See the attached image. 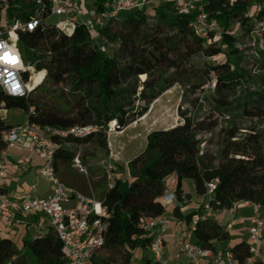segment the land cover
I'll use <instances>...</instances> for the list:
<instances>
[{"label":"trees","instance_id":"1","mask_svg":"<svg viewBox=\"0 0 264 264\" xmlns=\"http://www.w3.org/2000/svg\"><path fill=\"white\" fill-rule=\"evenodd\" d=\"M103 1L95 3V11L102 9ZM43 2L48 4V0ZM261 2L203 0L209 38L221 33L220 39L211 43L190 27L196 13L176 9L174 1L159 4L152 14H148L146 6L121 12L104 27L97 28V37L102 35L118 44L113 55L105 53L93 41L84 23H76L70 33L62 31L57 24H46L45 18L51 15L46 11L41 13L40 23L33 31L18 32V48L24 62L33 67L32 78L39 84L23 97L0 91L4 108L21 109L30 121L40 125L97 128L96 132L83 137L54 138L58 146L53 155L55 175L86 195L95 192L93 196L110 212L101 248L109 255H93L90 264H132L135 248L147 250L150 238L142 236L137 222L141 216L167 212L158 199L168 190L165 179L170 175L176 178L172 192L177 200L189 197L183 193L184 178L192 180L194 192L202 201L206 183L217 179L211 200L215 209H230L238 200L259 204L264 209V147L260 133L239 138L236 127L222 129L217 156L201 153L199 140V136L218 129L219 118L229 112L236 101L249 117L264 114V64L257 76L262 88L254 93L245 92L242 86L246 75L238 67L239 50L234 47L235 37L230 34L235 22L241 24L242 30L250 32L246 25L251 15L247 13L252 7H258L256 18L263 17L264 10L259 9ZM5 4L9 22L26 20L40 8L35 0H5ZM115 20L119 21L118 28L110 31L109 23ZM259 43L260 40L258 52L264 56V42ZM195 57L201 61L194 63L192 58ZM231 57L236 59L233 66ZM27 76L25 73L24 77ZM212 78L214 86L206 95L203 86ZM174 84L182 89L181 100L188 93L204 94L203 100L208 101L210 110L196 117L180 105L177 110L182 121L154 129L146 136L144 152L127 164L128 178H116L112 186L107 187L103 174L87 188L84 180H88V176L71 168L78 150L83 165L86 155L96 151L108 154V123L114 121L116 130H123L142 117L153 100ZM59 86L57 92L54 87ZM37 90L48 98L68 101L70 105L59 110L48 107L43 103L44 97L37 100L32 96ZM239 92L241 95L237 97ZM197 101L195 97L189 102L194 107ZM10 126L0 120V151L5 146L2 134ZM170 212L190 224L201 210L183 216L175 205ZM213 217L195 223L192 240L202 248L215 251L214 242L228 241L230 235ZM249 246L247 241H240L228 250L238 264H245L252 259ZM22 247L21 252L11 239L1 238L0 264H65L60 241L50 228L40 237L25 239ZM141 261L148 264L149 257ZM252 262L260 264L256 259Z\"/></svg>","mask_w":264,"mask_h":264},{"label":"built area","instance_id":"2","mask_svg":"<svg viewBox=\"0 0 264 264\" xmlns=\"http://www.w3.org/2000/svg\"><path fill=\"white\" fill-rule=\"evenodd\" d=\"M149 0H107L103 3L100 11H96L90 22V33L92 38L97 37V28L104 27L108 21L117 18L121 12L133 11L142 8L148 4ZM40 6L33 14L23 21H11L9 27L0 25V43L5 47L0 48V52H9L10 55L18 57L19 62L15 65L0 63V73H14L15 81L19 83V89L13 90L12 81L7 74L0 77V91L13 97H23L31 91L32 76L29 70L32 66L24 62L23 56L17 46L19 31H33L40 23V15L43 11L49 14L64 15L65 20L58 23L57 26L64 32L70 33L75 24L78 9L73 0H48L46 5L43 0H35ZM178 10L195 12L194 19L190 22V27L211 43L217 40V33L212 39L208 36V19L203 8V0H179L176 7ZM259 9L264 10V0ZM35 24L34 28H29L30 24ZM71 31H67V27ZM264 32V16L261 18H252V26L249 35L251 40L255 41V35ZM214 58V56L212 57ZM33 68V67H32ZM28 73L27 78L24 74ZM9 80L8 84L5 81ZM214 79L207 82L203 88L212 89ZM4 108L3 102H0V111ZM30 111L32 108L29 109ZM97 128L92 125L78 126L74 125L67 128L55 127L50 125H40L30 121L26 116L19 123L11 125L3 134L2 141L5 144L0 151V157L5 159L8 151L19 145L21 147L28 145L30 151L38 156L40 164L37 172L46 177L51 184L50 192L45 196H36L30 194L34 185L29 187V192L24 194L19 201L15 200L9 194L0 193V219L7 226H11L16 220V212L26 216L30 213H40L46 218L47 227L52 229L61 244V253L65 259V264H90L92 256L104 245V233L108 226L110 212L102 205V202L92 194L86 195L79 190L66 185L54 172L53 155L58 146L54 138H64L67 136L83 137ZM209 134V133H208ZM200 137V136H199ZM109 145V144H108ZM109 147V146H108ZM107 170H116V161L118 156L108 152ZM29 162V156L15 159V164L25 166ZM71 166L79 173L88 176L86 166L80 159V149L72 160ZM4 169L0 166V178L3 176ZM113 173L107 174V187H111L115 180ZM217 179L206 183V192L201 204V213L196 214L191 219V224L177 243V253L183 256V261H173L164 256V243L167 232L170 228L171 218L167 212L157 216H141L138 219L137 227L142 231V236L150 238L147 245L149 254L148 264H238L232 253L227 250L222 259L220 255L216 256L212 250L200 247L192 240V231L197 221L212 217L215 213L225 209H215L211 204L212 194L216 187ZM176 200L172 191H165L158 199L164 207H168ZM217 204V203H216ZM251 206L253 215L251 226L249 228V251L251 258L256 259L260 264H264V219L258 217L260 210L259 204L246 200L235 201L232 209L238 205ZM44 228L36 225L31 234V238L40 237L44 234ZM252 259H248L245 264H253Z\"/></svg>","mask_w":264,"mask_h":264},{"label":"rangeland","instance_id":"3","mask_svg":"<svg viewBox=\"0 0 264 264\" xmlns=\"http://www.w3.org/2000/svg\"><path fill=\"white\" fill-rule=\"evenodd\" d=\"M2 1V6L0 7V24L3 27H9L10 22L7 20V7L5 4V0ZM167 1L172 0H149L148 1V13H152L154 8H156L159 4H162ZM151 2V3H150ZM254 3V2H253ZM256 3V1H255ZM88 8L84 6L79 7V23H84L88 29H90V22L93 19L94 14H92L89 8L92 6L91 2L88 0ZM258 7H252L251 10L248 11L247 15H251L250 19L247 21V28L250 29L252 26V18H256ZM149 20L152 19L150 16L147 17ZM63 19L62 16L57 15H48L45 18L46 24H57L59 21ZM119 21L115 20L109 23L110 31H115L118 28ZM72 28L67 27V31H70ZM230 34L235 37L234 47L239 50V60L238 67L245 72L246 82H244L242 89L245 92L254 93L262 88V82L258 79V75L263 71L261 70V66L264 64V56H261L258 52V41L264 42V34L255 35V41L251 40V36L248 31H244L241 29V24L239 22H235L230 27ZM221 37V33L217 35V40ZM262 37V38H261ZM93 41L101 46L105 53L108 55H113L118 49V44L116 42H111L106 39V37L100 35L99 37L93 38ZM17 46L19 47V43L17 42ZM209 61L210 59H206ZM194 63L200 62L201 60L198 58H192ZM235 57L230 58V64L233 66L235 64ZM45 73V71H42ZM35 71L31 67L29 70V74H34ZM144 75H141V78ZM34 82L33 88L39 84V81L36 79H32ZM210 82V80L208 81ZM207 83V82H206ZM32 88V89H33ZM31 89V90H32ZM54 89L58 92L59 87H54ZM241 90V89H239ZM204 93L207 95L210 92V88H204ZM182 89L178 84H174L173 86L164 90L153 102L149 105L147 112L129 124L123 130L117 131L115 125L112 126L111 122L108 123V133L107 140L109 142V147L111 148V152L118 156V161H116V170L108 169L107 170V156L108 154H103L99 151H96L94 154L86 155L85 163L86 170L88 173V180H84L87 188L91 187V181H97L105 175V182L107 185V174L113 173L115 175L114 179H126L129 177V172L127 168V164L130 160H133L135 157L144 152L146 147V136L154 129L167 128L176 123L181 122V117L178 113V107L181 105L183 109L190 110L191 113H194L196 117H200L203 113L210 110V105L208 101H204V94L201 92L196 94H187V96L181 100ZM241 93H237V97L240 96ZM32 96L35 99H41L44 97L43 103L55 110H59L65 107L66 104L70 103L63 99L51 98L44 96L43 92L37 90L32 92ZM198 97V101L196 105L193 107L189 101L192 98ZM140 103V102H139ZM238 101H236L232 105V109L229 112L225 113L222 117L219 118V127L211 134H204L199 137L200 140V149L201 153H210L214 156L218 155L219 152V143L222 139V129H227L230 126H234L238 130L237 136L239 138L244 135H249L251 133L258 132L260 133L261 139L260 143L264 147V114L258 118L249 117L245 115L242 111V104L238 105ZM0 120L5 123H15L24 118V113L21 109L11 108L7 109L6 112L0 113ZM221 129V130H220ZM85 149H89L86 147ZM120 163V164H118ZM218 163V160L215 161V164ZM72 169H74L71 166ZM75 170V169H74ZM79 173V172H76ZM81 175V174H80ZM165 184L167 187H172L174 185V181L172 179V175L168 176L165 179ZM44 189L51 190V184L44 179ZM182 189L187 194H194V188L192 185V180L189 178H184L182 180ZM81 192V191H80ZM95 192H91L93 195ZM84 194V193H83ZM168 214V210H167ZM264 214V209L260 208V216ZM133 261L132 264H138V260H142L143 258L148 256V251L143 250L141 248H135L133 251ZM94 255L104 256L109 255V252L105 249L98 250Z\"/></svg>","mask_w":264,"mask_h":264},{"label":"crops","instance_id":"4","mask_svg":"<svg viewBox=\"0 0 264 264\" xmlns=\"http://www.w3.org/2000/svg\"><path fill=\"white\" fill-rule=\"evenodd\" d=\"M92 6L89 8L92 14H95V3L100 0H89ZM107 0H104L105 2ZM176 3V7L179 4V0H172ZM74 4L78 9V14L76 16V23H79V7L84 6L88 8V0H73ZM151 3V2H150ZM149 5V4H148ZM148 5H146V10L148 11ZM177 9V8H176ZM152 14V13H148ZM55 15V14H51ZM63 19L58 23H62L65 20L64 15ZM57 23V24H58ZM97 26H94V30L96 31ZM71 31V30H70ZM7 109L3 108L0 113L6 112ZM24 113V112H23ZM1 115V114H0ZM25 118V114H24ZM23 118V119H24ZM22 119V120H23ZM20 120V121H22ZM7 123L8 125H13L16 123ZM107 144H109L107 140ZM111 148L109 147V151ZM29 156V162L25 166H18L15 164V159L19 157ZM40 164V159L38 156L30 151L28 145L23 147L16 145L8 151L5 159L0 157V166H3L4 173L0 178V193L9 194L15 200L19 201L20 198L29 192V187L34 185V188L29 192L30 194L36 196H45L50 190L44 189V179L46 177L40 175L37 172V168ZM120 164V163H118ZM172 179L174 181V185L172 187H167L168 191H173L175 186L176 178L172 175ZM47 180V179H46ZM183 193H185L183 191ZM187 194V193H186ZM189 197L183 198L181 200H175L173 204H170L168 209V215L171 218L170 228L167 232L165 243H164V256L173 261H183V256L177 253V243L179 238L184 234L185 230L188 229L189 225L182 218L173 217L171 215V209L175 206H179L180 213L184 216L188 212L196 211L198 209L201 210L202 197L197 196L194 192L193 195L188 194ZM260 210L258 212L259 219H264V214L261 216ZM253 215V209L251 206L246 205H238L235 209H225L224 211H220L214 214V217L228 232L230 238L228 241H216L214 242L215 251H212L214 255H220L221 258H224V253L229 249L233 244L240 241L249 242V228L251 226V218ZM36 225L42 226L44 231L47 230V222L46 218L40 213H30L26 216L21 215L19 212H16V220L11 226H7L6 223L0 219V239L8 238L13 241L15 246L22 252L23 247L22 243L25 239H30L31 234ZM264 236V232H263ZM264 253V248L262 249ZM149 257V254L148 256ZM141 260H138V264H141ZM220 264H223V260H221Z\"/></svg>","mask_w":264,"mask_h":264},{"label":"clouds","instance_id":"5","mask_svg":"<svg viewBox=\"0 0 264 264\" xmlns=\"http://www.w3.org/2000/svg\"><path fill=\"white\" fill-rule=\"evenodd\" d=\"M34 27H35L34 23L29 25L30 29ZM3 47H5V45L3 43H0V48ZM18 62H19L18 57L10 55L9 52H0V63H8L10 65H15ZM5 74H7L9 80L12 81L13 90L19 89V83L15 81L14 73H7V70H5V73H0V77H2ZM9 80L5 81L6 85L8 84Z\"/></svg>","mask_w":264,"mask_h":264},{"label":"bare ground","instance_id":"6","mask_svg":"<svg viewBox=\"0 0 264 264\" xmlns=\"http://www.w3.org/2000/svg\"><path fill=\"white\" fill-rule=\"evenodd\" d=\"M32 79H33V78H32ZM33 86H34V82L32 81V86H31V84H30L31 89L33 88ZM111 125L114 126V125H115V122H114V121H111Z\"/></svg>","mask_w":264,"mask_h":264}]
</instances>
